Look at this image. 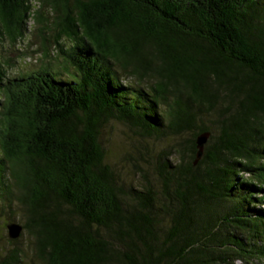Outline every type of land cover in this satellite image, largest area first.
<instances>
[{
	"label": "trees",
	"instance_id": "obj_1",
	"mask_svg": "<svg viewBox=\"0 0 264 264\" xmlns=\"http://www.w3.org/2000/svg\"><path fill=\"white\" fill-rule=\"evenodd\" d=\"M34 29L57 64L0 61V202L41 264H264V0H0V46ZM113 122L168 142L123 153L139 183Z\"/></svg>",
	"mask_w": 264,
	"mask_h": 264
},
{
	"label": "rangeland",
	"instance_id": "obj_2",
	"mask_svg": "<svg viewBox=\"0 0 264 264\" xmlns=\"http://www.w3.org/2000/svg\"><path fill=\"white\" fill-rule=\"evenodd\" d=\"M33 3H35L33 1ZM51 19V18H50ZM53 50L52 48H50ZM55 54V53H54ZM0 61L4 62V65L8 69L10 76H15L19 73L30 72L40 68L43 63L51 62L56 67L57 58L55 56L45 58L43 56V37L40 33L34 29V32L29 35L25 43L12 44L9 41H4L0 46ZM49 62V63H50ZM127 82H134L135 80L128 78L123 79ZM145 84V83H144ZM146 85V84H145ZM105 137L108 141V148L111 152V161L118 164L121 168L125 179H131L134 183H139L140 178L135 172V167L129 163H124L121 160V156L127 150H134L137 155L138 148L142 144L150 145L157 149H162L168 145L167 141H153L146 139V142L142 139H134L132 132L124 124L113 122L108 124L105 129ZM144 141V142H142ZM153 169L150 168V177L153 178ZM21 206L13 200L11 207L8 206V202H0V264L8 257L9 253L20 250L21 258L20 264H41L38 252L34 245V240L31 236L22 231L21 235L14 242V240L8 235V224L12 222L23 223L20 218Z\"/></svg>",
	"mask_w": 264,
	"mask_h": 264
},
{
	"label": "water",
	"instance_id": "obj_3",
	"mask_svg": "<svg viewBox=\"0 0 264 264\" xmlns=\"http://www.w3.org/2000/svg\"><path fill=\"white\" fill-rule=\"evenodd\" d=\"M210 136L209 132H203L201 133L198 138H197V147H198V152H197V159L195 160V163L198 162V160L202 157L203 152H204V146ZM8 235L12 239H17L20 237L21 232H22V225L18 222H12L8 224Z\"/></svg>",
	"mask_w": 264,
	"mask_h": 264
}]
</instances>
